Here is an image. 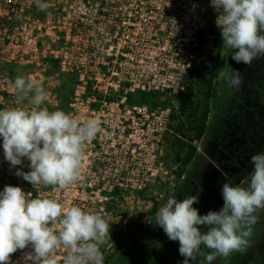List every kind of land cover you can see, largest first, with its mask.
Returning a JSON list of instances; mask_svg holds the SVG:
<instances>
[{
    "label": "built area",
    "instance_id": "1",
    "mask_svg": "<svg viewBox=\"0 0 264 264\" xmlns=\"http://www.w3.org/2000/svg\"><path fill=\"white\" fill-rule=\"evenodd\" d=\"M35 4L0 0V63L33 68L44 80L46 67L75 77L68 114L102 122L78 181L63 191L36 187L37 194L113 219L156 182L168 134H175L171 107L131 99H176L198 63L212 67L200 39L220 34L219 13L211 0H62L49 15ZM57 258L62 264L63 252Z\"/></svg>",
    "mask_w": 264,
    "mask_h": 264
},
{
    "label": "clouds",
    "instance_id": "2",
    "mask_svg": "<svg viewBox=\"0 0 264 264\" xmlns=\"http://www.w3.org/2000/svg\"><path fill=\"white\" fill-rule=\"evenodd\" d=\"M219 13L216 27L231 59L251 66L264 58V0H211ZM41 11L48 4L36 0ZM222 10V11H221ZM235 50V51H234ZM230 88L243 84L238 69L222 72ZM14 105L0 109V137L4 158L11 167L30 161V171L17 169L35 188L68 190L79 179L85 148L102 132L101 120L80 121L63 110L49 111L45 88L31 78L17 76L13 83ZM25 101H28L25 104ZM253 165L246 187L224 182L223 205L201 215L193 207L197 195L182 200L169 198L155 214V224L170 241H178L179 264H214L218 257L243 251L252 227L264 214V153L251 157ZM110 237V225L99 212L78 205L67 206L53 198L26 193L20 186L0 191V264H11V255L31 246L33 264H104L101 246Z\"/></svg>",
    "mask_w": 264,
    "mask_h": 264
},
{
    "label": "rangeland",
    "instance_id": "3",
    "mask_svg": "<svg viewBox=\"0 0 264 264\" xmlns=\"http://www.w3.org/2000/svg\"><path fill=\"white\" fill-rule=\"evenodd\" d=\"M36 1V0H34ZM62 0H42V2L48 4V9L46 11H42L44 15L53 14L56 11V8L60 7ZM36 5V4H35ZM37 7V6H36ZM35 7V8H36ZM38 13H41V10L35 9ZM222 11V10H221ZM231 49L227 48L225 46V50L223 52L224 57V63L226 66V69H228V63L229 59L231 57V53H229ZM236 64V69H238L243 78V84L239 89L225 88L224 82H218V91L222 92V89H224L225 96L220 100L221 102H224L227 104L228 107L220 106V115L224 118L228 114H232L233 116L237 115L240 112L239 105L237 106L236 101H242L247 96V104L253 105V107H256L259 109V107L256 106V102L253 98H250V93L253 94V91L255 90V86L263 83L264 78V58L255 60L251 66H247L244 64ZM9 66V67H8ZM3 69L10 72L11 77L7 82H2V86L5 88V90H2L0 92V109L4 108H10L15 106L14 105V94H13V83L17 76H23L26 78H31L32 80H35L37 83L42 85L48 96L47 100L45 101L43 107H47L49 111H55V110H63L65 113H69L70 111V103L72 100L73 90L76 84V79L73 76L66 75V74H57L54 70V68H48L46 67V72L44 73V79L40 78L38 75H33V68H29L22 65H4L0 63V72L4 71ZM263 69V70H262ZM3 73V72H2ZM252 73V75L248 74ZM32 75V76H31ZM4 80V79H3ZM170 101L169 105H165L164 103H161L164 107H171L174 111L178 108V103L176 99H168L166 100ZM220 102V103H221ZM28 101H25V104H27ZM245 109H248V107H244ZM256 109V110H258ZM213 110L218 111V104L214 105L212 108ZM211 112V114H212ZM229 116V115H228ZM260 120L264 123V115H258ZM219 117V116H218ZM227 119V118H225ZM228 120V119H227ZM246 119L243 124V128L246 127V124L252 125L255 130H259L257 128V119L254 118L252 120V123ZM175 123L172 121V125ZM252 128V127H251ZM251 131V130H250ZM244 132V130H243ZM173 134H168V137ZM253 135V131H252ZM263 140V139H262ZM2 137H0V191H3L4 187L6 185H12V186H20L26 193L31 192L32 198H35L37 194L38 189H42V191H51L52 187H42V186H36L40 188H34L32 184L25 181L22 177L16 175L17 169L22 168L24 172L30 171V161H28L26 158L23 159V165H18L15 167H11L10 163L5 160L4 158V151L2 147ZM231 150V149H230ZM255 150H258L256 152ZM255 154L263 153L264 152V143L261 145V147H255L254 150H252ZM253 154V153H252ZM253 154V155H255ZM169 155V143L166 141V144L164 146V152L162 154V158L160 159V162L164 163V171L160 170L158 173V178L156 179V182L151 186L149 191H146L144 193L139 194L138 198L136 200H129L128 202L124 203L123 210L121 209L122 213H117V215L110 220H106V222L110 225V237L106 239L104 244L101 246V251L104 255V259L107 257L108 254L112 253L115 247L120 246L123 242L121 240L127 239L132 236V234H136L137 230V224L141 221H144L152 214L153 205L155 203L162 204L163 201H167V197L169 193H166L167 190L175 183L179 178L176 175V172L178 170V166H176L173 163L172 157ZM177 167V169H176ZM162 171V172H161ZM165 172H169L166 174ZM223 180H220L219 187L221 188V184H223ZM65 198H63V193L60 195V199L67 200L70 199L69 193L65 194ZM198 195V194H196ZM58 200L55 197V194H52L50 196H47V198H51ZM182 200V199H179ZM59 201V200H58ZM199 204V203H198ZM201 211V210H199ZM163 243L158 244L157 247H162ZM143 252H151L152 250L157 249L156 246H153V244H148L147 242L143 245ZM114 248V249H113ZM32 252L31 246L29 245L27 248L22 250H17L14 254L11 255V264H33V261L28 259V254ZM135 253V252H134ZM234 254H237V256L234 258V255L232 254L231 263L232 261L235 264H264V220L257 222L252 227L251 236L249 238L248 246L241 252H236ZM129 258V257H128ZM130 259V258H129ZM126 261L124 264H133L130 261ZM220 262H226V259H223L222 257H219Z\"/></svg>",
    "mask_w": 264,
    "mask_h": 264
},
{
    "label": "crops",
    "instance_id": "4",
    "mask_svg": "<svg viewBox=\"0 0 264 264\" xmlns=\"http://www.w3.org/2000/svg\"><path fill=\"white\" fill-rule=\"evenodd\" d=\"M232 51L231 49L229 53H232ZM222 59L224 60V57ZM3 70V73L0 72V92L5 90L2 82H7L11 77L10 72L5 69ZM225 71L231 73L232 68ZM225 81L221 76L218 82ZM224 85L225 88L229 89L227 82ZM259 86L261 87L263 84H259ZM224 96L225 92L223 89L222 92L217 91L216 99L212 105H216V102L219 101V109L218 111L213 110L210 115L206 137L196 144L198 148L196 158L184 176L179 178L166 191V193H169L167 200L170 197L183 199L184 197L198 194L199 204H194L193 207L201 210L199 211L201 215L206 214L209 210L218 211L223 205L221 188L219 187L220 180L233 185L247 186L253 169L250 159L255 153L252 150L255 147H261L264 143L263 121L259 120L256 123L260 124L257 125L259 130H255L253 124L249 125L250 128L247 127L248 124L243 128L244 121H241L239 127L236 128L231 123L230 114H228L229 116L226 115V117L220 118L222 117L219 113L220 106L224 108L228 107V102L225 104L220 100ZM255 96L256 93L253 92L250 98H256ZM257 99H262L261 103L257 101L256 105L259 107L263 106L261 113L264 114V96ZM254 113L256 114V111ZM255 151L258 152V150ZM166 202L163 201L160 205L155 203L153 209H155L154 206H157V209L152 212L150 217L137 224L136 234H132L128 240L122 238L121 242L123 243L118 247L116 246V249L113 248L112 253L108 254L104 259V264H124L129 258V261H132L131 263L133 264H179L183 257L179 255L178 241H170L163 229L155 224V214L159 207ZM263 220L264 214L261 215L257 222ZM145 242L153 244L156 247L158 244H163L161 248L157 247V249L152 250L150 253H145L143 252ZM233 255L234 258L237 256L234 253ZM222 258L226 259V262H220L218 257L214 264H235L233 261L231 263L232 255ZM198 264H203L202 257H198Z\"/></svg>",
    "mask_w": 264,
    "mask_h": 264
},
{
    "label": "trees",
    "instance_id": "5",
    "mask_svg": "<svg viewBox=\"0 0 264 264\" xmlns=\"http://www.w3.org/2000/svg\"><path fill=\"white\" fill-rule=\"evenodd\" d=\"M200 40L201 52L208 54L213 65L206 67L203 63H198L188 79L186 89L176 96L178 108L172 115V121L175 124L171 126V129L182 139L175 134L167 138L168 156L172 157L173 163L178 166L176 172L178 178L184 176L196 158L198 154L196 144L207 135L212 103L218 91V80L225 68L222 59L225 45L221 35L214 33L212 40L205 37H201ZM131 101L150 107H158L162 103L157 93H147L135 99L132 98ZM164 104L169 105L170 101ZM154 208L152 212L157 209V206Z\"/></svg>",
    "mask_w": 264,
    "mask_h": 264
},
{
    "label": "flooded vegetation",
    "instance_id": "6",
    "mask_svg": "<svg viewBox=\"0 0 264 264\" xmlns=\"http://www.w3.org/2000/svg\"><path fill=\"white\" fill-rule=\"evenodd\" d=\"M235 51V50H234ZM232 53H233V51H232ZM232 53H231V55H232ZM225 64V63H224ZM228 69H226V66H225V68H224V71L223 72H227V71H225V70H229V69H231L232 68V70L233 69H236V64H235V61H233L232 59H231V57H230V59H229V63H228ZM263 70V69H262ZM248 74H250V75H252V73H248ZM264 76V75H263ZM220 79V78H219ZM263 80V86H259V85H257V87H255V90L253 91L254 93H256V98H253L254 100H255V102H256V104H257V101L258 102H260L261 103V100L262 99H257V98H261V97H263L264 96V78L262 79ZM219 81V80H218ZM224 83H226V81L224 82ZM223 91H224V89H223ZM250 95H251V93H250ZM250 97V96H249ZM252 98V97H251ZM214 101H215V99H214ZM219 101H217L216 103L218 104V109H219V103H218ZM237 103V106L239 105V107H240V112L237 114V115H235V116H233L232 114H231V123L233 124V126H235L236 128L237 127H239V124L241 123V121H245L246 119L248 120V121H250L251 123H252V120L254 119V118H256L257 119V122L260 120V118H259V116L258 115H264V114H262L261 113V111L263 110V106L262 107H259V106H257V107H259V109L258 108H256V107H253V105H250V104H247V96H246V98H244L242 101H236ZM213 104V103H212ZM244 107H248V109H245ZM212 108H213V105H212ZM249 109H251V110H249ZM256 109H258V110H256ZM254 111H256V114L254 113ZM243 112V113H242ZM247 121V122H248ZM261 121V120H260ZM262 122V121H261ZM253 124V123H252Z\"/></svg>",
    "mask_w": 264,
    "mask_h": 264
}]
</instances>
